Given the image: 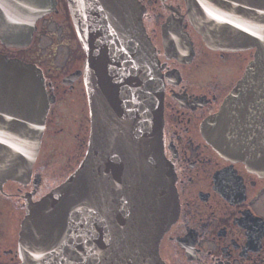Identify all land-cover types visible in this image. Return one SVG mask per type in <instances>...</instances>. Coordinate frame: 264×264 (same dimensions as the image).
<instances>
[{
	"label": "water",
	"instance_id": "obj_1",
	"mask_svg": "<svg viewBox=\"0 0 264 264\" xmlns=\"http://www.w3.org/2000/svg\"><path fill=\"white\" fill-rule=\"evenodd\" d=\"M87 52L83 74L90 111L86 154L66 181L28 202L19 264H167L164 235L180 203L164 153L165 83L140 0H67ZM207 47L254 50L243 77L205 135L227 158L264 169V0H185ZM56 0H0V41L28 47ZM164 33L176 31L172 19ZM174 50L188 45L168 38ZM179 41V38H178ZM50 108L35 64L0 54V188L27 182Z\"/></svg>",
	"mask_w": 264,
	"mask_h": 264
},
{
	"label": "flooded vegetation",
	"instance_id": "obj_2",
	"mask_svg": "<svg viewBox=\"0 0 264 264\" xmlns=\"http://www.w3.org/2000/svg\"><path fill=\"white\" fill-rule=\"evenodd\" d=\"M37 22L28 47L0 41V54L37 65L50 97L40 153L29 181H8L0 188V264L21 263L20 231L28 202L38 201L63 183L83 160L90 137V111L82 47L67 0ZM144 25L160 60L165 83L164 153L175 173L180 213L164 235L160 254L167 264H264V169L251 170L227 158L205 135V123L243 77L253 50L223 51L206 46L187 15L185 0H140ZM58 16L66 41L48 58L33 52L41 24ZM172 19L176 31L164 33ZM168 38L188 45L175 51ZM179 38V41H178ZM65 50H59L60 47ZM58 47V49H57Z\"/></svg>",
	"mask_w": 264,
	"mask_h": 264
},
{
	"label": "rangeland",
	"instance_id": "obj_3",
	"mask_svg": "<svg viewBox=\"0 0 264 264\" xmlns=\"http://www.w3.org/2000/svg\"><path fill=\"white\" fill-rule=\"evenodd\" d=\"M66 37L67 34L64 31L63 24H61L60 18L56 16L52 18L48 23L41 24L40 35L35 42L33 52L37 57L48 58L49 63H51L50 66L53 65L55 67V65L59 61V58L57 57L58 50L55 54L52 49L55 50L56 44L58 42H61L63 40L66 41ZM51 47L52 49H50ZM63 47L64 46L60 47L59 50H64ZM64 48L67 49L66 47Z\"/></svg>",
	"mask_w": 264,
	"mask_h": 264
}]
</instances>
